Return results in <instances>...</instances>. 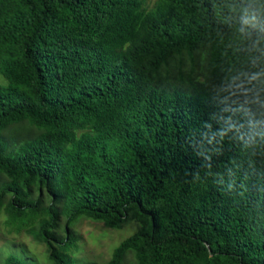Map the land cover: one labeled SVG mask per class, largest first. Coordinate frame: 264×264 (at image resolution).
I'll use <instances>...</instances> for the list:
<instances>
[{"label":"trees","instance_id":"1","mask_svg":"<svg viewBox=\"0 0 264 264\" xmlns=\"http://www.w3.org/2000/svg\"><path fill=\"white\" fill-rule=\"evenodd\" d=\"M0 76V214L49 264L81 219L136 225L105 264H264V0H0Z\"/></svg>","mask_w":264,"mask_h":264},{"label":"rangeland","instance_id":"2","mask_svg":"<svg viewBox=\"0 0 264 264\" xmlns=\"http://www.w3.org/2000/svg\"><path fill=\"white\" fill-rule=\"evenodd\" d=\"M154 0H149V4ZM204 51L194 55V60L184 55L174 59L165 67L166 72H160L165 80H160L158 86L166 90L179 89L189 92L192 82L206 81ZM168 72V74H167ZM168 79V80H167ZM158 81V80H157ZM157 84V82H156ZM5 79L0 76V86H5ZM36 131L27 123L8 127L4 132L6 138L14 142L31 138ZM10 139V140H12ZM63 225V224H62ZM78 250L74 254V264H105L110 261L113 251L120 243L136 230V225L128 224L120 230H110L99 222L81 219L74 227ZM15 255L30 264H49L46 257V247L36 243L25 231L17 232L6 224V217L0 214V264L9 255ZM123 264H135L132 255L128 254Z\"/></svg>","mask_w":264,"mask_h":264}]
</instances>
